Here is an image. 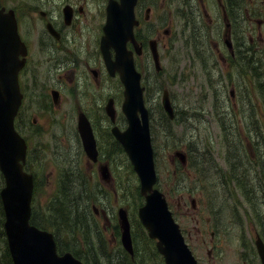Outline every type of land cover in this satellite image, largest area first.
<instances>
[{
  "label": "rangeland",
  "instance_id": "374dc122",
  "mask_svg": "<svg viewBox=\"0 0 264 264\" xmlns=\"http://www.w3.org/2000/svg\"><path fill=\"white\" fill-rule=\"evenodd\" d=\"M46 1L0 0V4L15 6L21 14L30 7L46 6ZM244 1L248 14L239 21L246 28L245 38L248 31H253L254 38L261 36L264 40V21L258 27L252 20H264V0ZM193 5L191 10L189 0H138L140 21L146 13L149 17L145 22L148 31L142 24L139 36L149 32L150 38H156L161 65L158 73L146 46L145 53L151 60L144 65L143 86L150 113L156 187L164 193L198 264H260L255 239L258 235L264 242V169L258 164L259 154L264 152V50L243 62L241 68L228 66L227 29L217 1L193 0ZM88 7L98 10L94 0ZM26 18L31 32L38 21ZM198 26L209 37V59L193 53L196 44L205 43L203 38L198 39ZM139 63L142 65L141 60ZM102 70V93L96 94V99L121 94V85L108 77L103 67ZM35 72L43 76L52 70L44 63ZM58 73L55 71L50 81L44 79L41 94L27 93L33 101L29 121L34 118L35 126H21L19 121L15 124L27 141L29 151L24 166L35 182L31 221L52 232L57 246L64 247L60 253L78 252L77 258L83 264H164L154 239L138 218L137 209L144 198L139 195V180L127 155L115 142L117 160L109 165V179L100 176L97 163L91 164L86 157L76 126L69 124L63 114L67 83L57 82ZM80 80L89 85L83 72ZM52 87L62 90L58 107L43 96ZM164 89L176 113L170 122L165 121L161 104ZM75 107L76 100H72L71 108ZM122 118L121 115L120 121ZM175 150L186 154L193 151L195 159L204 153L208 164L199 169L183 165L174 155ZM239 155L243 167H248L244 185L229 176L230 158ZM3 185L0 173V189ZM246 189L250 191L247 195ZM120 207L128 211L133 258L121 245L117 216ZM63 212L66 214L62 217ZM56 213L63 218L64 227L51 219ZM2 219L0 209V224ZM4 239L0 228V264H5ZM89 241L94 243V250Z\"/></svg>",
  "mask_w": 264,
  "mask_h": 264
},
{
  "label": "water",
  "instance_id": "95a60500",
  "mask_svg": "<svg viewBox=\"0 0 264 264\" xmlns=\"http://www.w3.org/2000/svg\"><path fill=\"white\" fill-rule=\"evenodd\" d=\"M136 2L137 0H109L106 7L102 51L108 71L111 75L117 72L122 82L124 97L121 111L127 122L124 129L114 126L112 132L128 156L139 180V193L144 197V203L137 210L138 218L148 236L155 240L156 249L163 256L165 264H197L179 224L169 210L164 193L155 187L157 174L149 110L144 102L141 74L135 68L132 51L126 48V43L130 40L136 53L140 52L133 32L138 24L134 12ZM147 15L146 13V17ZM20 46H23V43L17 32L13 11L4 12L3 8H0V172L4 180L0 189V200L8 252L13 264H83L70 252L58 253L53 234L30 223L34 180L33 175L25 171L23 166L27 150L26 141L14 126V118L22 98L17 79L21 64L16 60ZM109 47H112L115 53L113 60L109 55ZM149 48L155 63L154 68L159 71L161 65L155 40H150ZM162 94V106L172 119L174 110L168 91L165 89ZM230 94L232 96L233 90ZM78 131L86 156L95 160V139L88 121L82 114L78 119ZM174 155L183 165L186 164L185 152L176 150ZM105 170L109 173L107 166L103 165L102 178L108 180L109 174H105ZM94 211L98 213L95 209ZM117 216L121 245L133 257L127 209L120 207ZM255 249L260 264H264V242L258 235L255 239Z\"/></svg>",
  "mask_w": 264,
  "mask_h": 264
},
{
  "label": "flooded vegetation",
  "instance_id": "af4514ba",
  "mask_svg": "<svg viewBox=\"0 0 264 264\" xmlns=\"http://www.w3.org/2000/svg\"><path fill=\"white\" fill-rule=\"evenodd\" d=\"M92 1L93 0H47L46 6L30 7L27 10L28 12L25 13L23 11L21 14L18 13L17 7L15 6L8 7L2 3L0 4V8H3L4 12L13 11L17 24V32L23 43V46L19 48V53L16 58L17 63L21 64L18 69L17 79L22 98L15 117V124L18 125L19 121L21 126H35L34 118H32L31 122L29 121L33 101L29 100L27 93L28 91H34L41 94L44 91L42 87L44 79L50 81L55 71L59 72L56 77L57 82L61 83V80H64L67 83L64 99L66 113L63 114L67 117V122L69 124L76 126L78 135L79 115L82 114L88 121L93 132L97 150L95 160L88 158L92 160L91 164L97 163L99 174L102 176V166L106 165L109 171V165L117 156L116 150L114 149L115 142L117 146L121 148L122 152H124L121 144L115 138L112 129L114 126L124 129L127 122L121 111V105H119L120 96L122 100L124 97L122 82L117 72L111 75L108 71L102 51L101 40L104 35L103 27L106 22V7L109 0H94L98 6L97 11H91L88 7ZM189 1L190 9L192 10L194 9L193 0ZM216 1L222 10V17L225 20V27L227 29V33H225V39H227L225 45L228 49L227 54L229 55L227 65L241 68L242 63L245 62L247 58L251 56L258 57L262 54L264 48L263 46L260 47V44H263L264 40L261 36L254 38L253 34H251L253 31H248L247 38H245L244 34L246 28L242 25V22L239 21L240 17L245 19V15L248 14V7L244 0H234V5L230 4V0H225L224 2H222V0ZM137 6L138 0L135 6V16L138 20V24L134 28V38L137 45L140 47V52L136 53L135 46L130 40L127 41L126 48L132 51L134 64L136 69L141 73V84H143L146 77L144 65L150 63L151 60L149 55L145 53V47L148 46L149 48L150 40L156 41V38H150L149 32L139 36V29H142V24H144V29L148 31L145 22L149 21V17L146 18L145 14L144 20L140 21V15L137 13ZM148 8H146V10ZM20 15L23 18H21ZM26 17L30 20L38 21L33 24L34 28L31 32L27 26L28 20ZM252 20L258 27L264 21L261 18H254ZM195 28L198 39L203 38L205 43L196 45L198 48L196 50L194 49L193 53L196 54L198 58L207 55L206 58L209 59L212 57L209 51L210 46L207 45L209 37L200 29V26ZM190 41L191 38H189L188 42ZM148 51L152 57L150 48ZM38 52L42 53V55L37 56ZM114 54L113 48L109 47V55L112 60L114 59ZM220 58L222 57L220 56ZM140 60L142 65L139 63ZM222 60L226 61V58H222ZM44 63L50 66L52 72H47L43 74V76H40L35 71ZM153 64L155 65L154 62ZM102 67L108 77L114 78V81L121 85L122 92L121 94L110 93L107 94L106 97L103 96V98L97 100L96 94L102 93L100 88L103 71ZM82 72L87 76L89 85L86 84L85 81L80 80ZM159 72L160 71H158V73ZM240 73H243V69ZM71 89H73V93ZM43 96L48 97L51 100V104L55 107H58L60 102H62L61 89L52 87ZM233 96L234 92L232 98ZM72 100H76L75 108H71ZM108 106L109 109H107ZM162 109L169 121L174 120L176 116L174 107V117L172 119L168 117L163 106ZM121 115L123 118L120 121ZM80 142L82 146L81 139ZM28 151L29 147L27 144V152ZM263 154V151L259 154L258 164H262L261 158ZM197 159V161H203L202 168H204L203 165L208 164L209 161V158L206 157L204 153L197 154ZM239 159L242 161L240 155ZM116 160L117 158L114 162ZM245 168L243 166L240 167V177L244 176ZM105 174L110 175V171L108 173L107 170H105ZM96 211L98 212V210ZM102 213L105 219V210H102Z\"/></svg>",
  "mask_w": 264,
  "mask_h": 264
},
{
  "label": "trees",
  "instance_id": "16d2710c",
  "mask_svg": "<svg viewBox=\"0 0 264 264\" xmlns=\"http://www.w3.org/2000/svg\"><path fill=\"white\" fill-rule=\"evenodd\" d=\"M230 4L234 5V0H230ZM196 45H200V44H196ZM196 45L194 46V49L195 50L198 48V46H196ZM188 46H190V45L188 44ZM249 59L250 58H247V62H248ZM164 119H165V121L170 122L167 119L166 116L164 117ZM221 125H222V130L225 132L226 128L224 127L223 122H221ZM225 135H227V133H225ZM192 152L193 151H188V153H187V158L188 159H187V165L186 166H188V167H194V168H197V169H199L198 166L202 168L203 161L202 160L197 161V159H195V157H194V155H193ZM261 161H262V164H260V165H261L262 169H264V154L262 155ZM243 165H244V163L242 161H240V159H239L238 156H233V157L230 158V166H231L230 175H232L230 177L235 178L237 180V182H238L239 185H244V182H243L244 181L243 180V177L244 176H241V177L239 176L240 167H242ZM246 171L248 172V167L245 168L244 175L246 174ZM79 174L83 177V179L86 180L87 183H89V181L85 178V176H84V174L82 172L79 171ZM64 177L66 179H68L67 178V174H65ZM248 193H250V191H249V189H246L245 190V194L247 195ZM0 209H1V214L3 216V210H2L1 202H0ZM60 214L63 217L64 214H66V213L63 212V213H60ZM61 216L59 215V213H56V214L51 215V219L55 220V222H58L59 223V226L64 227V224H62L63 218ZM31 219H32V215H31ZM31 219H30V223L39 226V224L35 223L34 221H31ZM2 225H3V219L1 221L0 228H1V233L4 235ZM4 238H5V235H4ZM4 240H5V249H4V252H3L4 262H5V264H13L12 261H11V258H10V255H9V252H8V249H7V246H6V239H4ZM88 245H89V247L92 250L95 249V245H94L93 242H90L89 241ZM57 248H58L59 251H62L64 249V247H62L61 244H58ZM68 252H70V251H68ZM72 255H74L76 258L79 256L78 252H75V251L72 253Z\"/></svg>",
  "mask_w": 264,
  "mask_h": 264
},
{
  "label": "bare ground",
  "instance_id": "6f19581e",
  "mask_svg": "<svg viewBox=\"0 0 264 264\" xmlns=\"http://www.w3.org/2000/svg\"><path fill=\"white\" fill-rule=\"evenodd\" d=\"M184 6V5H183ZM240 53V52H239Z\"/></svg>",
  "mask_w": 264,
  "mask_h": 264
}]
</instances>
